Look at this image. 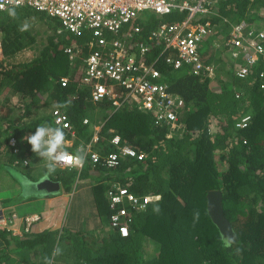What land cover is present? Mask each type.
I'll return each mask as SVG.
<instances>
[{"label":"trees","instance_id":"1","mask_svg":"<svg viewBox=\"0 0 264 264\" xmlns=\"http://www.w3.org/2000/svg\"><path fill=\"white\" fill-rule=\"evenodd\" d=\"M218 9L229 21L222 30L245 21L264 31V0L222 1ZM15 11V17L8 10L0 11V161L9 156L15 175L25 170L28 176L25 162L34 163L36 154L25 137L42 123L57 126L55 111L61 110L73 125L71 133L77 135L71 151L64 147L69 153L88 143L100 126L95 150L102 158L118 152L111 144L116 135L121 136L122 146L144 154L141 161L121 159L114 169L99 163L80 174L101 180L94 187V204L102 220L109 225L107 190L115 183L139 197H162L136 216L129 237L115 232L91 247L75 243L73 249L66 248L73 256L61 248L54 264H264V78L260 77L264 54L247 78L238 79L231 70L228 80L219 75L215 79L194 76L187 69L175 71L164 57L158 60L163 80L187 103L181 126L170 130L155 127L149 115L130 104L115 109L108 99L94 103L92 89L82 82L85 70L80 59L72 60L65 52L78 45L85 57L89 38L59 34L49 27L51 34L39 45L32 30L47 21L59 28V20L32 8ZM219 21L215 16L214 22ZM25 23L28 30L20 31ZM26 50L35 52L32 59L25 58ZM63 102L69 106L55 107ZM247 116V127L239 129L237 125ZM84 119L89 125H84ZM64 132L67 139H74ZM12 138L17 141V152L9 144ZM60 171L58 180L67 187L79 174L71 168ZM126 172L132 175L126 177ZM215 190L223 194L224 214L236 240L225 241L208 214L207 195ZM156 207L159 213L154 212ZM195 211L198 221H194ZM37 238L39 245L31 247L39 249L37 261L0 264H44L43 258L51 257L58 246L57 233L50 231Z\"/></svg>","mask_w":264,"mask_h":264},{"label":"built area","instance_id":"2","mask_svg":"<svg viewBox=\"0 0 264 264\" xmlns=\"http://www.w3.org/2000/svg\"><path fill=\"white\" fill-rule=\"evenodd\" d=\"M222 1L228 0H0L4 5L0 11L32 8L59 20V34L86 35L89 41L85 49L89 52L83 84L92 88L93 100L108 99L115 109L126 103L133 104L140 112L152 116L156 126L173 130L180 127L186 101L172 93L157 62L164 57L165 64L175 71L187 69L194 76L215 79L217 67L202 48L213 34L225 31L222 29L229 23L218 9ZM146 10L158 17L176 15V19L171 22L144 19L142 14ZM181 15L185 17L178 19ZM215 16L220 18L218 23L214 22ZM144 27H148L146 32ZM217 42L213 45L224 53L229 50L232 59L243 60L233 71L238 79L247 78L264 54V31L251 28L245 21L232 25L223 40L217 39ZM65 52L72 60L83 54L78 45L67 47ZM260 77L264 78V71ZM62 82L66 85L68 79L62 78ZM55 116L57 126L72 131L71 122L63 111H55ZM249 120L250 117H244L237 126L244 129ZM98 141L97 135L83 147L87 156L82 166H70L82 169L89 162L93 167L100 163L114 169L120 166L121 159H144L143 153L122 146L119 135L111 141L118 152L102 158L94 149ZM10 144L17 152V141L12 138ZM107 196L110 226L122 236L129 235L137 215L161 200L158 194L139 197L119 183L110 186ZM19 220L14 213L0 214V227L8 228ZM20 221L25 233H29L41 221V216L28 215Z\"/></svg>","mask_w":264,"mask_h":264},{"label":"crops","instance_id":"3","mask_svg":"<svg viewBox=\"0 0 264 264\" xmlns=\"http://www.w3.org/2000/svg\"><path fill=\"white\" fill-rule=\"evenodd\" d=\"M230 30L231 28L223 31V33H228ZM229 71L231 70L229 69ZM100 130V126H97L95 128L92 139H94V137L97 135L99 137ZM71 137H73L74 139L66 138V143L64 145V147H66V149L68 150L72 149L75 145V139L77 135H73L71 133ZM86 144L87 143L82 144L81 146L85 147ZM10 159L11 158L9 156L4 157L2 161H0V165L5 164L6 166L3 167H8L10 169L12 167ZM35 159L36 160L34 161V163H42V166L45 167L42 158L36 156ZM34 163L27 166L24 165L25 167H27L26 174ZM87 166L92 165L87 162L82 169H79L78 167L71 168L73 170H78L79 174L78 177L74 179V183L71 184L70 187H67L62 181L58 180V177L61 175V171L57 172V169L64 170L63 168L59 167H57L56 171L50 175H46V173L36 172V177L41 176L38 180L33 177L26 176L25 170L23 172H20L22 174L16 175L15 177H13L12 175L7 176V173L4 172L5 177H7L8 179L11 178V180H13L14 183L11 186H4V184L1 183V181L3 180L1 179L2 170H0V214L10 216L14 213L18 215L20 220H22L25 216L33 214H39L41 216V221L37 223L29 233H25L23 224L20 220L15 225L9 226L8 228L0 227V261H31L32 258L34 261H37V259H34L35 254L31 258L32 255L29 257L28 254L23 253L25 252V250H19L15 247L17 245H20V243H26L31 239L37 240V237L50 231L57 233L56 246H60L62 244L64 245V247L67 243H70L71 246L75 247V243L78 242L81 244L82 242H84L85 247H91V244L95 242H98L99 244L104 238L110 237L111 235H113V233H115L110 229L109 225L107 227L104 226L105 222L99 216V210H97L94 204V187L96 186L98 181L101 182V180L98 178V176H95L93 177V179H91L90 176L87 177V175H80L84 168H86ZM20 176L27 177L30 181H32L31 189L34 188V183L48 177L60 183V192L52 195L31 193V195L25 198L22 192L23 185L20 183L19 179ZM38 195L44 196L40 197ZM15 197L16 199H21V202H15V204L12 205L5 204V202L14 201L13 199ZM87 203L92 206L90 208L93 209V215L91 211H88L87 220L89 225L83 226L79 220V218L82 217V211L80 213L79 211L82 207V204L83 206H85L87 205ZM68 204H72L71 207H74V209L72 214H69L68 221L66 222L64 210L67 209ZM8 210L10 215L6 214V211ZM95 218L100 224L94 222ZM74 219L77 222H75ZM5 233L10 234L8 238ZM61 237L64 238V240H61ZM77 237L79 239H77ZM60 240L61 242H59ZM67 248L69 249V247ZM36 257L37 256H35V258Z\"/></svg>","mask_w":264,"mask_h":264},{"label":"clouds","instance_id":"4","mask_svg":"<svg viewBox=\"0 0 264 264\" xmlns=\"http://www.w3.org/2000/svg\"><path fill=\"white\" fill-rule=\"evenodd\" d=\"M3 8H4V5L0 4V9H3ZM8 13H9L10 16L15 17L16 16L15 8H9L8 9ZM28 27H29V25L27 23H25L20 28V31H27ZM58 31H59V28H58ZM219 34H221V33L217 32V33L213 34L210 37V40H212V42H213V39L216 38L214 36L219 35ZM85 50L89 52L88 49H85ZM88 52L86 53L87 55L85 57H83V54H84L83 53L80 57L76 58V59H80L79 64L82 65L84 70H85V66H86L85 60L88 57ZM208 59H209V61H212L211 60L212 59L211 55L208 57ZM85 74H86V71L84 73V76H85ZM82 82H83V79H82ZM87 88L92 89L91 87H87ZM92 93H93V91H92ZM92 101L94 103L103 102V101L95 102L93 100V95H92ZM126 104H128V103H126ZM130 105H132L134 108H136L133 104H130ZM68 106H69L68 102L57 103L55 105V107L57 109H59V108H67ZM186 106H187V103H186ZM186 108H185V110H186ZM184 112L181 114V121H182V116L184 115ZM150 117H151V121H152V123H153V125L155 127L167 128L166 126H156L155 121L153 120V117L152 116H150ZM85 120H88V119H84V121ZM84 125H89V123L88 124H84ZM180 126H181V123H180ZM72 127H73V125H72ZM167 129H170V128H167ZM239 129H241V128H239ZM72 130H73V128H72ZM170 130H172V129H170ZM174 130H176V129H174ZM65 131H67V130H65ZM73 135H75V134H73ZM10 140H9V144H10ZM25 141L28 144L31 145V151L33 153H35L36 156L42 158V161H43V163L45 165V168H46V175H50V174L54 173L56 171L57 167H59V168H63L64 167L63 169L74 168V166H70V165L82 166L85 163V161H86L87 153L84 150L83 146H81V148L79 147V149H77V151L75 153H69L64 148V145L66 143V137H65L64 130L61 127H59V126H52L51 124H49L47 122L38 125L36 127L34 133H31L30 135L25 137ZM10 146H11V144H10ZM25 163H27V162H25ZM61 163H64V164H61ZM27 165L28 164H25V166H27ZM19 179H20V183L23 185V187L25 189V193H24L25 198H27L31 194L30 189H31L32 181H30L27 177H24V176H20ZM161 200H162V197H161ZM154 212L159 213L160 212L159 207L154 208ZM198 220H199V212L195 211L194 212V221H198ZM109 227L114 232H117L121 237L127 238V237H129V235L131 233V227L132 226L130 227V232H129L128 236H122L118 231L112 229L111 226H110V221H109ZM225 239L227 241L231 240L230 237H226ZM61 252H62V250H61V248L59 246L54 248V250H53V252L51 254V257L45 256L43 258L44 264H54V258L56 256L60 255Z\"/></svg>","mask_w":264,"mask_h":264},{"label":"rangeland","instance_id":"5","mask_svg":"<svg viewBox=\"0 0 264 264\" xmlns=\"http://www.w3.org/2000/svg\"><path fill=\"white\" fill-rule=\"evenodd\" d=\"M142 17L144 19L148 18L151 21L158 20V19L160 21H164V22L173 21V15L158 17L154 12H150L148 10H146V12L142 14ZM47 22H46V24L45 23L44 24H39L37 27H35L32 30L33 34L36 35V41L39 43V45H40V43L42 41L46 40L48 35L51 34V32L49 30V27H51L54 31H56L58 29L57 25L54 24L52 21H50V23L49 22L47 23ZM225 34H226V32L214 36L216 38L213 39V42L210 39L208 41H206L204 46H203V48H202V52L205 54L206 57H209L211 55V57H212V59H211L212 61L211 62H213L215 64V66L217 67V72L218 73H216V77H217V75H219L223 79H227L228 80V77H230L229 69L232 70V71L235 70L238 66L242 65L243 60L232 59L231 58L232 53L229 50H227V52L224 53L216 45L214 47L213 43L217 42V39L218 40H223V37L225 36ZM34 53L35 52L32 51V50L31 51L30 50H26L25 51V55H26L25 58L26 59H32L33 56H34ZM95 147H94V149H95ZM1 168H0V170H2L1 179L4 181V182L1 181V183H3L4 186H11L14 182H13V180H11V178L8 179L7 177H5L4 176V172L7 173V176H11L12 175L13 177H15L16 176L15 175V171L9 169L8 167L1 166ZM36 172L37 173H46V168L43 167L40 163L36 162L27 171V175L38 180V179H40L41 176L36 177L35 176V174H37ZM131 175L132 174L130 172H126L125 176L128 177V176H131ZM91 179H93V177H91ZM31 192L33 194H35L37 191L35 189H32ZM38 196L42 197L44 195H38ZM13 200H16V197ZM11 203L15 204V202H5V204H7V205H10ZM71 205L72 204H68L67 205V209L64 210V213H65L64 215L66 216V218H65L66 222L68 221L69 214H72L73 209H74V207L72 208ZM90 207H92V206L89 203H87V205H85V206H83V204H82V207L80 208L79 213L82 211L81 212L82 213V217H80L79 220H80V223L83 226H88L89 225L88 220H87L88 211H91L92 215H93V211H92L93 209L90 208ZM6 214L10 215L9 214V210L6 211ZM74 221H75V219H74ZM75 222H77V221H75ZM94 222H96L97 224H100L99 222H97L96 218H95ZM104 222H105L104 226L107 227V225H108L107 221H104ZM5 235L8 238V236L10 234L5 233ZM38 245H39V240L31 239V240H29L26 243H22L21 245H17L15 248H18L19 250H25V252H23V251L22 252L24 254H28L29 257L32 255L31 256V258H32L34 254H35V256H36V254H39V251H38L39 249H38V247H36L38 250L36 248L35 249H31V247L32 246H38ZM67 247H69L70 249H73V246H71L70 243L65 244V247L62 244L60 245V248H65V252L66 253L69 252L67 255L73 256V253H71L70 250L66 249ZM35 256H34V259H35ZM31 261H34L33 258L31 259ZM28 262H30V261H28Z\"/></svg>","mask_w":264,"mask_h":264},{"label":"water","instance_id":"6","mask_svg":"<svg viewBox=\"0 0 264 264\" xmlns=\"http://www.w3.org/2000/svg\"><path fill=\"white\" fill-rule=\"evenodd\" d=\"M33 189L37 192L35 194L52 195L60 192V183L50 178H43L41 181L34 183ZM32 189H30L31 192ZM23 194L25 193L24 187H22ZM32 193V192H31ZM33 194V193H32ZM31 195V194H30ZM207 211L208 214L218 228L222 238L230 237L231 240H236L237 236L231 222L226 218L223 208V194L221 191H210L207 195Z\"/></svg>","mask_w":264,"mask_h":264}]
</instances>
